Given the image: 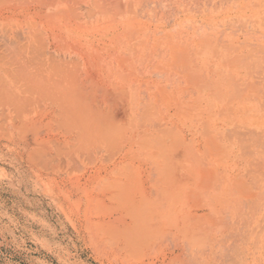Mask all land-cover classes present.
<instances>
[{"label":"rangeland","instance_id":"rangeland-1","mask_svg":"<svg viewBox=\"0 0 264 264\" xmlns=\"http://www.w3.org/2000/svg\"><path fill=\"white\" fill-rule=\"evenodd\" d=\"M42 1L28 10L45 28V81L35 82L45 105L35 102V119H0V264H264V0ZM18 13L0 0V21ZM64 71L141 98L136 144L120 153L119 134L105 160L87 151L109 147L99 137L86 144L55 103ZM165 141L191 152V183L174 195L193 228L191 244L178 236L139 251L115 244L99 224L130 220L128 190L163 193L170 168L154 167L138 149L160 152ZM200 145L211 147L202 163L191 156ZM119 166L129 189L99 180ZM208 196L220 202L212 208Z\"/></svg>","mask_w":264,"mask_h":264},{"label":"bare ground","instance_id":"bare-ground-1","mask_svg":"<svg viewBox=\"0 0 264 264\" xmlns=\"http://www.w3.org/2000/svg\"><path fill=\"white\" fill-rule=\"evenodd\" d=\"M38 1L43 2L42 0ZM7 2L13 5V9L18 8L20 14L18 13L19 16H4L5 18L0 21V119H35L36 117L34 116L37 114V112L39 113L38 106H33L36 104L35 102L40 100L45 105V97H43L45 95V88L43 86L35 87V82L38 81L40 84V81H45V28L43 26L42 18L39 19L37 21L38 23L36 24H34L30 18L32 17V13L28 9L33 0H7ZM53 2L55 3L57 1L52 0L51 3ZM59 3L60 0L55 4L58 5ZM118 12H120V9ZM80 23L83 27L82 22ZM33 58L38 59L36 65L33 63ZM64 68L63 70L66 69ZM68 69L66 70L68 71ZM51 72H56V70ZM72 73L68 74L64 71V73L60 74L59 77H56L52 94L54 95L53 97L55 103L58 101L60 106H62V110H64L67 114L64 115L69 117L68 119H70L73 128L81 133V138L82 140L85 139L86 144L87 141H89L87 139L89 138L88 136L91 138L99 137L101 142L104 143V145L101 144L99 146L109 147L108 151H104L103 147L95 148L94 146H88L86 147L88 149L87 151L92 153L97 160H105V157L112 154L110 153V150L115 147L110 141L112 138L111 136H118L119 134L123 135V140L121 141L119 149L120 153L123 152L126 146L125 144L131 140H133L136 144V138L138 135L136 134L138 131L137 123L138 119H140L142 116L141 98H136L134 96L129 97V92L127 93V91L124 89L117 88L118 86H114V88H112L113 85H111V83L108 85H102V89H99V84L94 85V83L97 81L94 82L93 80L92 83V81L90 82V80H88L89 84H87V80H85L84 83V79L81 81V79H78L77 75H73ZM110 85L112 87H109ZM101 91L103 92L100 93ZM131 95L133 94L131 93ZM62 110L59 111L62 112L61 115L64 113ZM152 130L155 132L159 129L157 130V126H154ZM11 135L13 136V134ZM142 136L144 135L142 134ZM154 137L156 139V135ZM139 145H137L138 148ZM144 145H141L142 148L145 147ZM162 145L164 146L160 152L155 150L145 152V150L142 148H139L138 152L139 154L142 152L144 154H141L142 156L150 159L149 162H152L154 167L158 166L157 168H160L159 166L163 163L164 167L166 166V169L164 170L165 172H167L170 168L169 175L168 177L166 176L167 180H164L165 183L162 180L164 185L162 189L163 193H158V191L161 190L159 189L155 194L148 193L149 195H146L143 193L139 195V191L134 193L133 191L128 190L127 194H124V196L127 198V201H125V216L130 218V220H127V218L121 219L120 225L118 224V227H111V225L109 224V226L107 223H105V226L103 225L104 223L99 224V226L102 225L104 228L107 227L108 231H110L111 235L113 236V243H117L118 241L120 243L122 242L124 244L123 246L128 248L132 247L130 249H137L139 247L137 249L139 251L140 246H142V248L144 246L148 247L149 244H154L159 240H166L170 236H178L182 239H185L184 241H187L186 244H191L192 238L190 235L193 232V228L190 226V223L187 220V215L182 210V208L179 207L181 201L176 198V202L178 201L176 203L174 200V195L180 197L183 193H185L187 186L191 183L190 180L192 169H190V160L188 158L191 152L187 154L186 150L183 147L181 148L176 142L165 141V144L163 143ZM217 145L213 146L218 150ZM200 146L197 147L198 153L194 151L196 155H193L192 153L191 156H195L197 162L200 161L202 163V161L204 162L207 158V155H209V152H211H208L211 147L207 145L204 147L203 145V148ZM104 152H107V154ZM84 159L85 158L83 157V160ZM167 167L169 168L167 169ZM123 168L124 167L119 166L116 169H111L106 175L100 176L101 178H99V180L104 181L103 179L107 178L108 180H112L109 182L111 186H115L116 182H120L122 183V186L120 185L122 188L129 189L127 186H129V180L131 181V179L129 178L128 172L124 171ZM119 171L122 173H117ZM204 174H206L205 171H203V175ZM208 174L210 175V172L207 173V176H209ZM154 175L156 177L158 174L156 173ZM110 176H114V178H117V180H113L114 178ZM161 177L158 179L160 180ZM210 178L213 180L211 176ZM210 178H208V181ZM154 181L155 180H152V184ZM217 181L221 182L219 179ZM125 182H127V185H125ZM204 182L206 183H204L206 187L210 185V183L207 185L206 180H204ZM218 182H216L214 186V182L212 183L213 187L211 191H215L213 197L218 195V190H220L222 187ZM105 184L107 185L106 189H108L110 185L108 183ZM157 185H159L158 182ZM205 189H207V192L205 191L206 193L210 191V188ZM105 191L108 192V190ZM164 198L167 200V210H164L165 206L163 204L161 206V200ZM204 198H206V196ZM207 200L212 208L215 203L218 204L220 202V200L216 201V198L213 200L209 199V196ZM177 209L180 210L178 211ZM182 211L184 213H182ZM113 227H115V230H113ZM196 227H198L196 229L198 232L205 230L201 223L196 224ZM106 239L108 238L104 239L105 242ZM104 241H102L103 244ZM107 243L111 244L112 242L107 241ZM121 245H119V247H123ZM136 246L138 247L136 248ZM224 251L225 250H223L221 253L223 254L222 258L226 256Z\"/></svg>","mask_w":264,"mask_h":264}]
</instances>
